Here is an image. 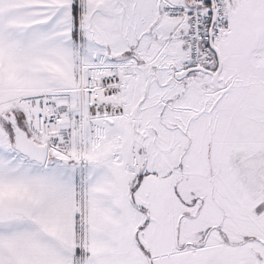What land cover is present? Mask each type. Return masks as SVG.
Segmentation results:
<instances>
[{"label": "snow or ice", "instance_id": "obj_1", "mask_svg": "<svg viewBox=\"0 0 264 264\" xmlns=\"http://www.w3.org/2000/svg\"><path fill=\"white\" fill-rule=\"evenodd\" d=\"M0 264H264V0H0Z\"/></svg>", "mask_w": 264, "mask_h": 264}]
</instances>
